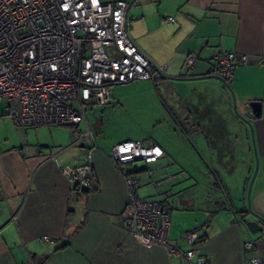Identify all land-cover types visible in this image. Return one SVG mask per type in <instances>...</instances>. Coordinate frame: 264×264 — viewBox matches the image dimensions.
Wrapping results in <instances>:
<instances>
[{
  "label": "crops",
  "instance_id": "crops-1",
  "mask_svg": "<svg viewBox=\"0 0 264 264\" xmlns=\"http://www.w3.org/2000/svg\"><path fill=\"white\" fill-rule=\"evenodd\" d=\"M126 1L129 32L160 70L158 81L132 85L146 91L147 104L160 113L163 108V116L175 120L186 136L210 139L204 142L210 160L203 162V178L170 172L164 166L165 147L153 141L164 151L154 167L163 177L152 182H168L161 193L169 202V239L188 248L185 233L195 231L200 236L195 247L212 264H264V224L252 234L243 221L256 219L247 210L248 201L264 218V0ZM223 50L246 56L230 82L199 77L217 75L212 72L214 55ZM190 53L195 62L187 69L184 61ZM251 100L260 101L261 115L250 126L238 112ZM182 119L191 126L182 127ZM83 121L93 133V177L89 190L79 189L80 194L62 169L81 164L89 151L87 144L74 142L82 121L67 125L70 132L60 136L50 132L51 137L37 135L32 141L21 133L17 143H0V264H186L164 247L145 245L128 232L121 220L126 205L123 178L107 141L94 135L87 116ZM40 125L54 124L30 127ZM138 167L131 171L145 170ZM217 181L234 195L230 200L235 209L246 212L233 207L209 211L215 199H224ZM246 241L253 242L251 250L244 249ZM255 256L260 260L251 263Z\"/></svg>",
  "mask_w": 264,
  "mask_h": 264
},
{
  "label": "built area",
  "instance_id": "built-area-1",
  "mask_svg": "<svg viewBox=\"0 0 264 264\" xmlns=\"http://www.w3.org/2000/svg\"><path fill=\"white\" fill-rule=\"evenodd\" d=\"M128 6L126 0H0V101L16 126H78L86 120V105L110 101L112 85L136 79L158 81L160 70L129 32ZM194 62L190 53L184 66L191 69ZM243 62L245 55L219 51L212 72L228 84L234 68ZM76 134L74 142L87 144L89 151L81 164H68L62 170L72 186L81 189L92 184L94 139L88 123L86 129L77 127ZM163 153L157 143L131 139L112 146L110 158L126 191L121 220L132 237L145 245L162 246L186 264H212L195 247L199 239L195 231L185 233L188 248L173 243L168 210L159 200L136 193L140 179L131 171L138 167L133 163L156 162ZM243 247L251 250L253 242L246 241ZM259 260L255 256L249 261Z\"/></svg>",
  "mask_w": 264,
  "mask_h": 264
},
{
  "label": "rangeland",
  "instance_id": "rangeland-1",
  "mask_svg": "<svg viewBox=\"0 0 264 264\" xmlns=\"http://www.w3.org/2000/svg\"><path fill=\"white\" fill-rule=\"evenodd\" d=\"M107 51L110 54L113 53L109 48H107ZM143 81L148 80L136 79L126 83L114 84L111 88V96L108 103L104 105L97 103L86 105V116L93 128L92 130H94V135L96 136L97 134V138L101 137V139L107 141L106 145L109 152H112L114 143L122 140L131 139L138 140L143 144H152L154 139H156L165 147L168 153L165 156L166 163L162 164L164 166L167 164L170 172L176 173L182 170L185 177H189L191 174L192 176L195 175L196 178L198 176L203 178L205 172L201 174L200 171L203 167L205 171L203 162L207 163L206 161L210 160L206 150L207 146H205L204 142H209L210 139L204 140L202 137L194 140L190 135L186 136L178 128L179 125L175 123V120L172 119L171 121L163 116V108H161L160 113L159 108L152 105L149 106L147 104L150 99L148 93L138 89L137 85H132L143 83ZM150 83L153 85L152 82ZM222 84L227 87L225 83L222 82ZM155 102L157 105L160 103L158 96L155 97ZM3 112V101H0V143H17L21 133L27 136L30 135L29 139L35 141L37 135H44V138L51 137V134L60 136L62 133H69L72 128L67 125H40L21 128L17 127L12 119L7 114H3ZM180 113H182V110ZM181 126L188 128L191 124L187 120L182 119ZM80 127L82 130L86 127L84 121L81 122ZM175 129H177L178 134L175 133ZM156 162L146 165L140 161L133 163L136 166L144 165L151 170L150 173H148V170L136 173L140 179V186L137 191L139 197H154L157 200L164 198L162 197L164 193H161V191L166 190L168 182H162L159 186H154L152 182V180H159V178L163 177L158 172V169L154 168ZM167 174L171 173L167 171ZM147 179L149 182L145 181ZM175 179L169 180V183ZM231 195L232 197L234 196L233 194Z\"/></svg>",
  "mask_w": 264,
  "mask_h": 264
},
{
  "label": "water",
  "instance_id": "water-1",
  "mask_svg": "<svg viewBox=\"0 0 264 264\" xmlns=\"http://www.w3.org/2000/svg\"><path fill=\"white\" fill-rule=\"evenodd\" d=\"M134 0H131V2H133ZM130 2V3H131ZM126 16L128 17V9H127V12H126ZM199 77H214V78H217V79H221L219 76L217 75H210V74H207V75H203V76H199ZM238 114L240 115V117L243 119V121H246L250 124V126L252 125L251 124V119L255 116H260L261 115V111H260V101L258 100H251V101H248V103L244 106V111L241 113L238 112ZM143 165L139 166L138 168L142 167ZM256 170H257V163H256V166H255V169H254V172H253V175L250 179V182H249V187H248V196H249V190H250V185L252 183V180L254 178V175L256 173ZM81 190L84 191V192H87L89 189L88 187H81ZM247 210L248 212L254 216L256 219L253 220V219H246L244 218L243 221H244V225L246 227V229L248 230V232L254 234L256 232H259V231H262L263 229V225L261 224V222L264 224V218L261 217L257 212H255L251 206H250V203L248 201V205H247Z\"/></svg>",
  "mask_w": 264,
  "mask_h": 264
},
{
  "label": "trees",
  "instance_id": "trees-1",
  "mask_svg": "<svg viewBox=\"0 0 264 264\" xmlns=\"http://www.w3.org/2000/svg\"><path fill=\"white\" fill-rule=\"evenodd\" d=\"M3 114H5V112H3ZM249 180V179H248ZM216 184H217V186L223 191V193H224V199L223 200H219V199H215L216 200V202L214 203L215 205H214V210H209V211H211V213H213V212H217V210H219V209H223V208H225V207H233L234 208V210L237 212V213H244V212H246V209L245 208H236L235 209V207H234V204L231 202V200H230V198H231V194H230V192H229V189L226 187V185L225 184H223L222 182H220V181H217L216 182ZM73 190L75 191V194H80V192L81 191H79V189L77 188V187H75V186H73ZM219 200V201H218ZM162 204H163V206L165 207V209H169L168 208V206H167V204L169 203V202H167V199L166 198H163L162 200H159ZM169 211V210H168ZM198 238H200V236L198 237Z\"/></svg>",
  "mask_w": 264,
  "mask_h": 264
},
{
  "label": "clouds",
  "instance_id": "clouds-1",
  "mask_svg": "<svg viewBox=\"0 0 264 264\" xmlns=\"http://www.w3.org/2000/svg\"><path fill=\"white\" fill-rule=\"evenodd\" d=\"M156 154H157V155H159V154H160L158 149L156 150Z\"/></svg>",
  "mask_w": 264,
  "mask_h": 264
}]
</instances>
